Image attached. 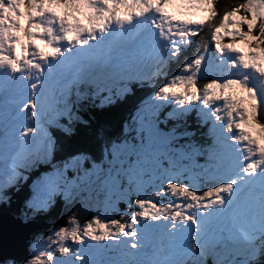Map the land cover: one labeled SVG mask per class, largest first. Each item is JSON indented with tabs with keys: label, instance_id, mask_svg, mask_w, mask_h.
Segmentation results:
<instances>
[{
	"label": "snow or ice",
	"instance_id": "1",
	"mask_svg": "<svg viewBox=\"0 0 264 264\" xmlns=\"http://www.w3.org/2000/svg\"><path fill=\"white\" fill-rule=\"evenodd\" d=\"M217 15L215 0H0V205L27 185L25 223L84 192L111 213L78 205L0 264H264V0ZM137 89L118 130L82 133Z\"/></svg>",
	"mask_w": 264,
	"mask_h": 264
},
{
	"label": "trees",
	"instance_id": "2",
	"mask_svg": "<svg viewBox=\"0 0 264 264\" xmlns=\"http://www.w3.org/2000/svg\"><path fill=\"white\" fill-rule=\"evenodd\" d=\"M241 2H243V0H215V7L217 9L218 15L214 22H218L219 15L222 14L226 7H234ZM203 36L206 37L207 33L205 32ZM204 82L205 81L201 83ZM145 94L146 93L144 90L137 89L135 90L134 95L126 98L123 101H117L109 108L103 110H91L86 114V118L89 120V127L87 129L81 130L82 133L91 139L95 132L100 128H103L107 133L118 130L121 124H123L125 120L129 119L130 113L134 110V106L139 103L140 99H142ZM24 187H27V185ZM28 195L29 192L27 188L25 190V188L22 187L19 193L13 195L12 202L9 205H0V209L19 213L21 212L22 202ZM63 207L64 202L59 200L57 204L51 209V211H49L47 214L38 215L35 218L41 220L46 219L47 221L54 222L60 217ZM46 232L47 231H38L34 235H43Z\"/></svg>",
	"mask_w": 264,
	"mask_h": 264
},
{
	"label": "water",
	"instance_id": "3",
	"mask_svg": "<svg viewBox=\"0 0 264 264\" xmlns=\"http://www.w3.org/2000/svg\"><path fill=\"white\" fill-rule=\"evenodd\" d=\"M84 194L85 192L78 194V199ZM78 199L75 204H64L60 217L54 222L34 218L25 223L21 217L15 216L12 212L0 210V257L5 254H12L17 257L26 256L34 233L46 231L53 225H64L69 212L78 205L82 204L85 209L79 213L82 219L99 209L94 196L89 201H78Z\"/></svg>",
	"mask_w": 264,
	"mask_h": 264
},
{
	"label": "rangeland",
	"instance_id": "4",
	"mask_svg": "<svg viewBox=\"0 0 264 264\" xmlns=\"http://www.w3.org/2000/svg\"><path fill=\"white\" fill-rule=\"evenodd\" d=\"M244 13L243 12H241V13H238V15H243ZM206 12H197V14L196 15H194V16H192L191 18H193V19H199V18H204V17H206ZM243 30H245L246 31V28L245 29H243ZM223 42L224 43H229V42H232V43H235V41H230L227 37H225L224 38V40H223ZM237 47H246L245 45H242V44H237ZM201 82H203V81H201ZM200 82V83H201ZM206 82V81H205ZM204 82V83H205ZM23 188H25V190H26V188L27 187H24L23 186ZM28 191H29V189H28ZM78 195V194H77ZM93 198V196H90L87 192H85V194L83 195V196H81L79 199H78V201H80V200H82V199H87V201H89V200H91ZM89 199V200H88ZM59 201V200H58ZM57 201V202H58ZM64 202V201H63ZM65 204V203H64ZM95 211H99V213L101 214V215H111V213L110 212H105L104 211V209H103V207L102 206H100L99 207V209H97V210H95ZM95 211H93V212H95ZM87 218V217H86ZM85 218V219H86ZM54 226V225H53ZM59 225H57V227H58ZM54 228H56V227H53V228H50V229H48V231L45 233V234H43V235H46L50 230H52V229H54ZM43 235H36L35 237H32L31 238V240H30V244L34 241V240H36V239H38L39 237H41V236H43ZM43 249H41V251H42Z\"/></svg>",
	"mask_w": 264,
	"mask_h": 264
},
{
	"label": "clouds",
	"instance_id": "5",
	"mask_svg": "<svg viewBox=\"0 0 264 264\" xmlns=\"http://www.w3.org/2000/svg\"><path fill=\"white\" fill-rule=\"evenodd\" d=\"M49 222H51V221H49ZM54 226H55V225H54ZM54 226H52L51 228H53ZM49 229H50V228H49ZM46 231H48V230H46ZM34 234H35V233H34ZM34 234H33V237H35V236L37 235V234H36V235H34Z\"/></svg>",
	"mask_w": 264,
	"mask_h": 264
}]
</instances>
